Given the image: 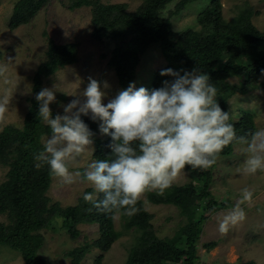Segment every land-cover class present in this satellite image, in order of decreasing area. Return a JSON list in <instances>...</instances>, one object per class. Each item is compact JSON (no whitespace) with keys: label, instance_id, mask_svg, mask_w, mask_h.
Here are the masks:
<instances>
[{"label":"trees","instance_id":"obj_1","mask_svg":"<svg viewBox=\"0 0 264 264\" xmlns=\"http://www.w3.org/2000/svg\"><path fill=\"white\" fill-rule=\"evenodd\" d=\"M48 1L19 0L9 22L10 28L15 29L32 21ZM194 1L197 0H143L134 11H130L126 2L71 0L69 8L91 7L92 36L99 41L110 39L114 42L108 64L114 68L124 89L134 82L141 57L151 45L159 44L167 64L156 70L149 90L160 87L163 80L171 79L160 76L162 69L201 70L217 87V102L224 111H230L237 135H246L257 129L255 115L242 111L240 118L235 120L229 103L236 93L264 90V30H260L253 21L259 12L249 1H245L236 6V14L228 20L223 14L222 0H210L197 16L200 29L188 28L176 32L172 16ZM172 2H176L175 10L169 16H163V10ZM78 52L77 43L57 44L49 39L47 59L39 64L33 78V93L29 97L30 105L23 127L7 125L0 132V165L8 167L6 180L0 183V214L6 213L8 219L7 223L0 221V245L18 251L25 264H50L40 255L45 242L41 231L56 229L58 218H61V227L72 239L79 236L80 224L99 225L97 239L66 252L71 264H81L92 247L108 251L124 233L115 228L110 214L84 202L83 194L91 192L92 187H87L75 204L63 206L61 202L54 201L49 195L54 178L49 175L47 166L37 168L33 159V153L43 149L42 137L50 134V129L38 119L39 105L35 96L42 89L43 78L76 63ZM231 78L238 81L233 83ZM82 119L96 133L93 158L110 156L111 138L100 136L98 124L88 117ZM234 147L235 144L229 145L220 156L231 155ZM213 167L206 171L187 169L191 179L185 184H172L163 194L156 190L146 192V199L151 203L172 204L179 208L184 223L171 237L157 235L151 222L153 214L146 210L142 198L134 215H121L125 231L137 232L135 243L123 264H198L204 223L210 214L234 205L229 201H220L211 192ZM217 245V240L203 244L208 251ZM102 259L103 255L97 256L95 264H101ZM245 264L256 263L250 261Z\"/></svg>","mask_w":264,"mask_h":264},{"label":"rangeland","instance_id":"obj_2","mask_svg":"<svg viewBox=\"0 0 264 264\" xmlns=\"http://www.w3.org/2000/svg\"><path fill=\"white\" fill-rule=\"evenodd\" d=\"M19 0H0V64H9L8 82L0 78V98H7V106L0 117V132L10 125L21 128L28 111L32 96L33 78L37 67L47 59L49 39L57 44L77 43L78 61L72 65L60 68L54 74L43 78L42 88H53L56 91V102L50 107L53 113L63 114V105H67L78 92L86 88L89 77L103 83L107 81L111 88L109 96H114L124 89L118 80L113 67L109 66L114 42L110 39L96 40L92 36V9L90 6L71 9V0H49L37 12L32 21L11 29L9 22L14 7ZM104 3L126 2L129 10L134 11L143 0H101ZM249 1L258 15L253 17L255 25L264 30V0H222L224 17L230 20L236 14V6ZM210 0H197L186 6L184 10L172 16L173 28L181 32L188 28L200 29L197 16L209 4ZM176 2L170 3L163 16H169L175 10ZM10 61V62H9ZM167 64L159 44L151 45L141 57L137 76L134 80L137 87L151 88L153 75L157 69ZM231 78V82H237ZM229 108L235 120L240 118L242 111L255 115L257 128H264V90L253 89L247 94L236 93L230 99ZM50 134L42 137L45 139ZM100 136H102L100 134ZM95 149V145L93 144ZM244 159L240 146L235 145L229 156H220L212 171L211 192L220 201H229L234 205L242 199V190L248 188L253 193V203L249 207L243 205L246 220L232 227L227 234L219 232L218 218L227 209H220L210 214L202 228L199 242L200 261L198 264H245L254 261L264 264V174L241 175L236 169ZM94 160L89 152L77 162L70 163L72 171H83ZM8 167L0 165V183L6 180ZM191 179L190 171H183L173 184H185ZM90 187L86 182L77 180L73 184H64L53 179L49 195L63 206L75 204L83 191ZM145 208L153 214L151 222L160 237H171L179 225L184 223V217L178 207L172 204H154L142 196ZM233 205V206H234ZM0 221L7 223L6 213L0 214ZM61 218L57 219L56 229H45L41 232L45 242L40 249V255L50 264H71L66 252L83 244L92 242L100 235L98 224H80V234L72 239L65 228L61 227ZM115 228L123 231L108 251L92 247L81 261V264H95L96 257L103 255L101 264H123L129 254V249L135 243L136 230L125 231L124 219L120 216L114 220ZM217 240L218 245L208 251L203 244ZM0 264H25L21 254L12 248L0 245Z\"/></svg>","mask_w":264,"mask_h":264},{"label":"clouds","instance_id":"obj_3","mask_svg":"<svg viewBox=\"0 0 264 264\" xmlns=\"http://www.w3.org/2000/svg\"><path fill=\"white\" fill-rule=\"evenodd\" d=\"M8 67L0 64L5 83ZM159 74L171 79L151 90L130 82L114 96H109L107 81L89 77L86 88L62 106L63 114L55 115L50 105L56 102V91L42 88L35 96L37 116L50 135L43 149L33 153L35 166H47L49 175L64 184L88 183L93 190L83 194L84 202L113 220L134 215L147 191L163 194L183 171L211 169L229 145L240 146L244 156L238 173L264 174V128L238 136L230 111L217 102L218 89L207 73L165 68ZM7 103V98H0V117ZM82 117L97 123L99 133L111 138V154L93 158L83 171H72L70 163L94 151L96 133ZM252 203L253 193L244 188L242 199L218 218L219 232L227 234L245 221L243 205Z\"/></svg>","mask_w":264,"mask_h":264}]
</instances>
